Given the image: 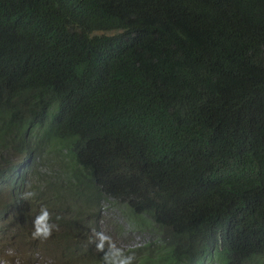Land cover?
<instances>
[{
  "label": "trees",
  "instance_id": "16d2710c",
  "mask_svg": "<svg viewBox=\"0 0 264 264\" xmlns=\"http://www.w3.org/2000/svg\"><path fill=\"white\" fill-rule=\"evenodd\" d=\"M106 252L264 264V0H0V260Z\"/></svg>",
  "mask_w": 264,
  "mask_h": 264
},
{
  "label": "clouds",
  "instance_id": "9594fccd",
  "mask_svg": "<svg viewBox=\"0 0 264 264\" xmlns=\"http://www.w3.org/2000/svg\"><path fill=\"white\" fill-rule=\"evenodd\" d=\"M35 196V193L33 192H24L21 194V198L24 200H28ZM32 238L33 239H40V240H47L50 238L53 234V231L58 228V225L52 222V214L48 210L47 206H43L40 209V213L34 217L32 221ZM97 237L100 240V243L96 244V248L98 251L103 252L104 251V245L103 241L106 239H109L108 237L104 236L102 233H97ZM114 248L115 246L112 245ZM114 256L119 255V251L117 250L114 254ZM104 260L107 262V264H131L132 258L127 257L123 259H110L109 253H104ZM5 262V261H4ZM3 260L1 264H4ZM8 264V263H7Z\"/></svg>",
  "mask_w": 264,
  "mask_h": 264
},
{
  "label": "rangeland",
  "instance_id": "374dc122",
  "mask_svg": "<svg viewBox=\"0 0 264 264\" xmlns=\"http://www.w3.org/2000/svg\"><path fill=\"white\" fill-rule=\"evenodd\" d=\"M105 215H106V223H105L104 226H105V231L108 234H111L113 236L114 235L121 236L122 239L123 238H126V239L131 238V236H132L131 232L127 233L126 235L123 234V232H124V222L127 219L123 218V217H126V216L120 210V208H117L115 210L114 209H111V210L108 209L107 212L105 213ZM126 224H127L128 227L130 226V224L127 221H126ZM142 238H143L142 236L136 237V242L140 243L142 241ZM111 242H113L114 244H117L119 242V240L112 239ZM10 255H12V254H10ZM0 262L2 263V260H0ZM4 264H7V263L4 262Z\"/></svg>",
  "mask_w": 264,
  "mask_h": 264
}]
</instances>
